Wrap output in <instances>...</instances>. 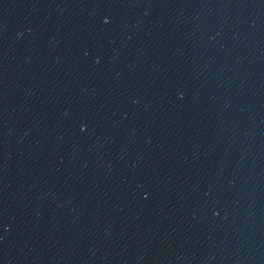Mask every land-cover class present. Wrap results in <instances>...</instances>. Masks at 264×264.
Segmentation results:
<instances>
[{
  "label": "water",
  "instance_id": "obj_1",
  "mask_svg": "<svg viewBox=\"0 0 264 264\" xmlns=\"http://www.w3.org/2000/svg\"><path fill=\"white\" fill-rule=\"evenodd\" d=\"M0 264H264V0H0Z\"/></svg>",
  "mask_w": 264,
  "mask_h": 264
}]
</instances>
